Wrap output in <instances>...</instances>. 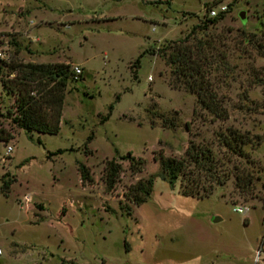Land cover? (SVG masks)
<instances>
[{"label":"rangeland","instance_id":"rangeland-1","mask_svg":"<svg viewBox=\"0 0 264 264\" xmlns=\"http://www.w3.org/2000/svg\"><path fill=\"white\" fill-rule=\"evenodd\" d=\"M196 26L194 38L211 48L207 80L224 119L202 111L149 54ZM0 42L8 63L81 70L66 88L56 135L29 140L11 123L13 98L0 86V130L9 138L0 142V264H253L264 242V0H0ZM229 131L245 139L241 157L222 145ZM190 144L213 158L205 198L182 196V179L169 183L158 170V155L181 159ZM127 153L143 161L140 173L129 172ZM111 159L121 172L105 193ZM78 164L90 185L80 183ZM149 176L148 199L131 205L127 188Z\"/></svg>","mask_w":264,"mask_h":264},{"label":"trees","instance_id":"trees-1","mask_svg":"<svg viewBox=\"0 0 264 264\" xmlns=\"http://www.w3.org/2000/svg\"><path fill=\"white\" fill-rule=\"evenodd\" d=\"M216 21L217 18H213L210 23H216ZM195 29H199V26L191 29L181 40L172 42L170 46L162 47L154 52L151 51L149 54L157 55L164 61V64L170 68V74L175 81L179 82L184 90L195 96V103L202 111L210 114L214 119H224V111L216 100L207 80L211 56L206 50L211 48L207 42H201L194 38ZM141 55L130 67L132 71L134 70V78ZM0 64L6 69L4 76L0 77L1 89L6 95L13 98L15 114L11 117V123L23 131L29 140L33 133L56 135L68 83L81 80V76L74 80L69 71V66L63 64H32L20 63L15 60L8 64L3 62ZM10 75L13 77L8 79ZM110 110L111 106L108 108V111ZM108 115L109 113L103 122L107 120ZM91 139L92 134L86 138L85 145ZM8 140V136L0 130V142L4 144ZM244 142L245 139L236 132L229 131L223 137L222 145L234 155L241 157ZM61 153V151L56 152V154ZM121 159L127 161L128 170L131 174H138L142 171L144 163L140 158H135L131 153H127ZM156 160L159 172L167 177L169 183L182 179L180 184L182 196L200 199L209 195L210 187L205 189L201 185V181H204L205 178L213 179L214 163L208 149L198 148L190 144L181 159L158 155ZM190 166L195 169V173L188 172ZM77 171L82 185L92 183L86 167L78 164ZM120 172L121 167L114 159L105 162L102 173L105 193L114 190ZM241 179L245 178L243 176L235 177L236 182ZM9 185L10 181L3 182L1 185V193L4 197L7 195ZM152 185L153 178L150 176L145 180L137 181L127 188L124 197L131 205L138 207L148 199ZM249 185V181L242 183L243 188H247ZM122 210L129 217L130 208L124 206ZM262 239L258 247L262 245Z\"/></svg>","mask_w":264,"mask_h":264},{"label":"built area","instance_id":"built-area-1","mask_svg":"<svg viewBox=\"0 0 264 264\" xmlns=\"http://www.w3.org/2000/svg\"><path fill=\"white\" fill-rule=\"evenodd\" d=\"M219 11L220 12H223L224 11V8H219ZM208 15L210 18H213V17H216V12L214 10H211L208 12ZM8 50V45L6 42H0V61H3L4 63H8V60H7V55H6V52ZM72 77L74 80H76L77 78H79V76H81V70L80 68L76 67V66H73L69 69ZM11 151V149L9 147H5V154H8L9 152ZM24 201L25 202H28L29 201V198L27 197H24ZM233 212L235 213H238V214H242L244 215L247 211L246 208H242V207H233L232 209ZM261 225L264 229V216L261 220ZM262 246L258 247L254 252H253V264H257L258 261L260 260V255L262 253Z\"/></svg>","mask_w":264,"mask_h":264},{"label":"water","instance_id":"water-1","mask_svg":"<svg viewBox=\"0 0 264 264\" xmlns=\"http://www.w3.org/2000/svg\"><path fill=\"white\" fill-rule=\"evenodd\" d=\"M239 18H240V20H244V16H243L242 12L239 13Z\"/></svg>","mask_w":264,"mask_h":264},{"label":"crops","instance_id":"crops-1","mask_svg":"<svg viewBox=\"0 0 264 264\" xmlns=\"http://www.w3.org/2000/svg\"><path fill=\"white\" fill-rule=\"evenodd\" d=\"M259 243H260V241H259ZM259 243H258V245H259ZM264 245V242H262V245L261 246H263ZM258 248V247H257Z\"/></svg>","mask_w":264,"mask_h":264}]
</instances>
